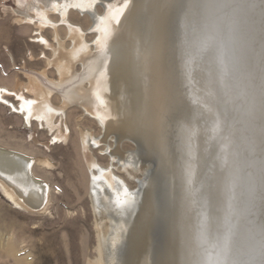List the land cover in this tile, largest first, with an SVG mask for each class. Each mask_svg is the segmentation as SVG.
Here are the masks:
<instances>
[{
	"label": "rangeland",
	"instance_id": "rangeland-1",
	"mask_svg": "<svg viewBox=\"0 0 264 264\" xmlns=\"http://www.w3.org/2000/svg\"><path fill=\"white\" fill-rule=\"evenodd\" d=\"M43 1L0 0V87L10 90L3 97L15 106L21 98H34L30 86L36 82L51 91L53 105L68 101V89L88 82L92 58L84 65L76 61L72 74L60 81L47 60L53 59L51 47L58 44L53 28L40 30L15 12L29 9L36 18L33 9L43 7ZM166 3L175 100L167 107L165 149L163 141L150 155L141 144L142 152L129 164L112 160L104 146H94L93 141L91 152L99 165L110 166L129 188L135 189L139 179L137 198L145 183L153 180L149 264H260L264 261V0ZM93 10L105 12L98 1ZM47 15L60 21L58 14ZM66 17L92 46L97 34L89 16L70 8ZM149 17L142 21L146 30ZM56 29L61 42L71 48L66 26L58 24ZM83 111L79 103L64 106L69 129L64 141L52 138L56 130L50 132L34 119L26 126L20 114L0 102V144L46 156L55 164L49 169L33 166L51 184L45 213L16 208L0 190V264H87L97 259L96 213L80 129L93 137L103 130ZM58 128L65 129L61 123ZM114 137L107 139L109 145ZM119 147L135 148L127 139ZM126 205L125 213L110 211L108 216L128 223L138 201ZM126 243L127 237L122 238L116 261L125 253Z\"/></svg>",
	"mask_w": 264,
	"mask_h": 264
},
{
	"label": "bare ground",
	"instance_id": "bare-ground-1",
	"mask_svg": "<svg viewBox=\"0 0 264 264\" xmlns=\"http://www.w3.org/2000/svg\"><path fill=\"white\" fill-rule=\"evenodd\" d=\"M96 1L105 9L103 14L93 10ZM166 1L44 0L43 7L37 6L33 9L36 18L28 14L29 9L15 10L22 20L35 22L40 30L45 26L53 28L58 44L51 47L54 53L53 59L47 60L55 66L60 81L72 74L73 64L76 61H82L84 65L89 58H92V62L88 65V82L68 89V101L63 100L59 105L51 104V91L44 89L38 82L30 86L32 92L34 91V98L20 99L19 95L21 102L18 106L4 99L3 94H7L10 90L4 86L0 87V102L3 105L20 114L26 126H30V121L34 119L48 131L56 130L52 138L65 141L69 129L67 123L65 124L64 106H67L69 101L79 103L83 112L94 118L103 130L101 136L93 137L87 129H80V140L89 171V196L96 213L95 224L98 229V257L93 261L88 260L87 264H149L151 255L148 254V246L150 237L154 233L152 231L150 234L149 231L154 224L156 199L153 180L145 183L144 191L137 198L139 184L135 189L129 188L110 166L99 165L95 161L91 152L92 145L89 143L93 141L94 146L102 144L112 160L127 164L142 150L141 144L144 151L151 155L153 148L159 143L164 141L162 148L164 143H168L166 141L170 111L167 107L175 99L172 98L174 94L172 79L170 80L172 62L167 48L168 4ZM70 8L85 12L92 21L91 29L97 34L92 46L91 43L83 40V34L77 25L67 19L66 13ZM49 12L58 14L60 21L51 20L47 15ZM147 15L150 16L148 23L150 32L142 26L144 16ZM58 24L66 26L72 40L71 48L65 46L59 39L56 29ZM41 40L45 45H49L43 37ZM59 123L64 125L63 131L60 130L61 127L58 128ZM111 134L115 136L113 145L107 142ZM192 136L197 141V136L195 134ZM123 138L136 140L140 143L139 148L121 150L119 142ZM54 165V162L46 156H32L27 152L0 144L2 194L16 208L28 213H45L50 201L51 184L38 175L33 166L49 169ZM137 181L141 183L139 179ZM135 201H138V206L133 210L135 215L132 219L129 217L131 221L128 223L120 217L119 220H112L113 218L108 216L110 211H115L112 215H118L125 211L126 204L130 205ZM122 226L125 229L123 235L126 236H122L120 230ZM124 237H127L125 253L116 261L115 251L118 246H122L120 243ZM260 264H264V261Z\"/></svg>",
	"mask_w": 264,
	"mask_h": 264
},
{
	"label": "water",
	"instance_id": "water-1",
	"mask_svg": "<svg viewBox=\"0 0 264 264\" xmlns=\"http://www.w3.org/2000/svg\"><path fill=\"white\" fill-rule=\"evenodd\" d=\"M123 139H127V140L131 141V142L135 145V147H136L137 149H138L139 146H140V143L137 142L136 140H132V139H130V138H123ZM123 139H121V140H123ZM137 183L139 184L140 182L137 181Z\"/></svg>",
	"mask_w": 264,
	"mask_h": 264
}]
</instances>
